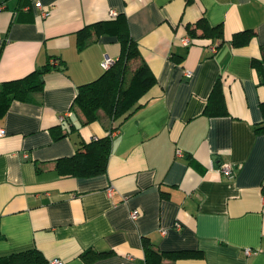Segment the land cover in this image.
Masks as SVG:
<instances>
[{"label": "crops", "instance_id": "1", "mask_svg": "<svg viewBox=\"0 0 264 264\" xmlns=\"http://www.w3.org/2000/svg\"><path fill=\"white\" fill-rule=\"evenodd\" d=\"M0 4V82L51 66L40 100H14L0 118V255L36 247L62 264H144L146 238L161 251L203 252L161 264H264V132L254 128L264 84L252 65L264 45V0ZM121 12L156 82L111 133L103 173L61 176L56 159L107 133V122L81 125L70 106L77 85L120 53L116 35L90 26ZM201 17L221 26L223 41L212 35L184 45ZM243 30L252 37L232 44ZM81 35L93 38L79 48ZM215 84L226 114L203 113ZM56 126L69 131L54 139ZM222 163L236 168L233 177L218 171ZM246 247L256 251L246 255ZM89 249L107 253L87 262L81 253Z\"/></svg>", "mask_w": 264, "mask_h": 264}, {"label": "trees", "instance_id": "2", "mask_svg": "<svg viewBox=\"0 0 264 264\" xmlns=\"http://www.w3.org/2000/svg\"><path fill=\"white\" fill-rule=\"evenodd\" d=\"M97 34L107 32L116 35L120 43L119 56L112 65L91 81L77 85L76 94L70 109L77 116L81 125L93 121L107 122V133L89 141L76 143L74 153L54 161V169L61 176H89L103 173L106 170L110 154L111 133L123 121L137 111L141 106L140 99L155 84L156 78L140 54L137 42L128 30L127 18L124 13H118L109 20L92 24ZM191 38L215 35L223 41L220 25L211 26L204 18L197 20L194 26H188ZM252 30L235 32L231 38L234 45H243L252 37ZM92 36L78 38L77 45L83 47L92 40ZM217 45V44H216ZM264 45L261 46V57L253 58L252 65L259 75V82L264 84ZM51 66H41L24 76L3 80L0 82V118H2L12 101H39L43 90V75ZM262 119L255 124L257 132H264V101L260 102ZM203 113L221 115L227 113L224 97L218 84L212 88ZM69 130L60 126L52 127L54 139L65 136ZM39 165L37 171H41ZM144 264H161L162 257L171 260L184 257H203V252L197 249H180L161 251L143 239ZM107 252L85 250L81 256L90 261ZM0 264H49V260L36 247L26 248L6 255H0Z\"/></svg>", "mask_w": 264, "mask_h": 264}, {"label": "built area", "instance_id": "3", "mask_svg": "<svg viewBox=\"0 0 264 264\" xmlns=\"http://www.w3.org/2000/svg\"><path fill=\"white\" fill-rule=\"evenodd\" d=\"M3 6H4L3 4H0V9H2ZM112 15H114V13H112ZM182 43L184 45L190 44L191 43V37L189 35L183 37ZM216 46H217L216 43L212 44L211 50L215 51ZM113 61H114V59H112L108 56H105L104 59L102 60V63H101L102 68L106 69V68L110 67L112 65ZM185 73L187 76L189 75V71H185ZM70 113H71V111L68 110L66 112V115H69ZM60 118H63V116H60ZM3 134H4V130L0 127V136ZM93 139H95V137ZM180 153H181V150L177 149V154H180ZM217 169H218V171L222 172L223 174H225L229 178L233 177L235 175V171H236V168H234L232 165L223 164V163L218 164ZM129 214H130L131 218H136L138 215V212L136 210H131ZM177 227H178V225H177ZM243 251L246 255H250V254L254 253L256 250L253 248H250V247H246V248H244ZM49 264H62V260L60 258H54V259L49 260Z\"/></svg>", "mask_w": 264, "mask_h": 264}]
</instances>
